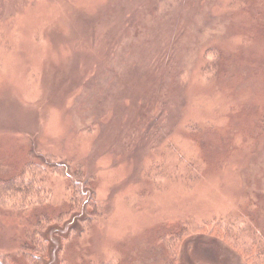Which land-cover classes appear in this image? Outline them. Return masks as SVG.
<instances>
[{
    "label": "rangeland",
    "instance_id": "374dc122",
    "mask_svg": "<svg viewBox=\"0 0 264 264\" xmlns=\"http://www.w3.org/2000/svg\"><path fill=\"white\" fill-rule=\"evenodd\" d=\"M39 158L82 167L104 212L80 233L91 190L51 175L43 206L0 208L10 264L72 186L42 264H244L181 232L221 220L264 249V0H0V177Z\"/></svg>",
    "mask_w": 264,
    "mask_h": 264
},
{
    "label": "trees",
    "instance_id": "16d2710c",
    "mask_svg": "<svg viewBox=\"0 0 264 264\" xmlns=\"http://www.w3.org/2000/svg\"><path fill=\"white\" fill-rule=\"evenodd\" d=\"M39 160H29L23 168L17 173L8 178L0 177V208L12 212L22 213L29 208H37L47 203L51 196V190L48 180L51 175H57L58 173H65L69 170V167L64 163H50L40 162ZM52 164V165H51ZM72 177L75 179L83 180V186L90 188L91 181L85 179L84 169L82 167H76L74 170H69ZM50 190V191H49ZM91 190V188L89 189ZM70 200L66 207L68 210L65 214H61L56 219L45 218L39 220L37 224L29 230L24 232V240L22 248L19 251V255L24 258L27 264H42L48 260V242L44 237L46 230H48L52 224H61L64 218L67 216L78 215V196H81L78 192V188L72 186L70 192L68 191ZM88 196L86 201L82 203L81 211L85 213V209L88 212L86 218H82L79 221L82 230L80 233L89 231L91 226L97 222L103 215V204L99 203L96 199L95 191L91 190L82 198ZM81 201V200H80ZM50 203V202H49ZM81 205V203H80ZM244 229V228H241ZM232 228H228L222 224L221 220L213 219L208 223H201L199 226L189 227L183 226L182 234L185 233L194 236H206L217 241L225 243L234 253L243 259L245 264H264V249L259 241L255 238L248 240L244 245H240L236 240L232 239L233 232H230ZM71 233H76L73 228L70 229ZM246 233L245 231H243ZM185 237H187L185 235ZM69 236L62 240V244L65 245ZM179 240V239H178ZM168 244H173L169 243ZM172 247V245H169ZM179 246V245H178ZM174 247V245H173ZM172 249L174 250V248ZM62 249L58 251L59 264L64 261L61 259ZM0 264H10V258L0 252Z\"/></svg>",
    "mask_w": 264,
    "mask_h": 264
},
{
    "label": "bare ground",
    "instance_id": "6f19581e",
    "mask_svg": "<svg viewBox=\"0 0 264 264\" xmlns=\"http://www.w3.org/2000/svg\"><path fill=\"white\" fill-rule=\"evenodd\" d=\"M241 260L243 261V259L241 258ZM244 262V261H243ZM245 264V263H244Z\"/></svg>",
    "mask_w": 264,
    "mask_h": 264
}]
</instances>
